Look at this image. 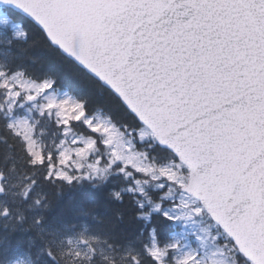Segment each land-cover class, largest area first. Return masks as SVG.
Listing matches in <instances>:
<instances>
[{
    "label": "snow or ice",
    "instance_id": "obj_1",
    "mask_svg": "<svg viewBox=\"0 0 264 264\" xmlns=\"http://www.w3.org/2000/svg\"><path fill=\"white\" fill-rule=\"evenodd\" d=\"M0 264H264V0H0Z\"/></svg>",
    "mask_w": 264,
    "mask_h": 264
},
{
    "label": "trees",
    "instance_id": "obj_2",
    "mask_svg": "<svg viewBox=\"0 0 264 264\" xmlns=\"http://www.w3.org/2000/svg\"><path fill=\"white\" fill-rule=\"evenodd\" d=\"M33 54L39 58L40 63L37 65H32L31 67H33L38 73H41V74L49 71V69L51 67V65L49 63V58H50L51 54L45 53V52L41 51L40 49H34ZM60 76H61V82H64L67 79V76L64 72H61ZM92 103L104 106V100L100 97H93ZM58 210L59 209H57L56 211H58ZM53 214H55V212Z\"/></svg>",
    "mask_w": 264,
    "mask_h": 264
}]
</instances>
